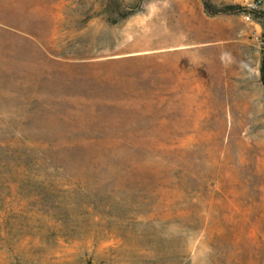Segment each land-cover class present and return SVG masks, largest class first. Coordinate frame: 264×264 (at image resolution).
Wrapping results in <instances>:
<instances>
[{"label":"rangeland","instance_id":"obj_1","mask_svg":"<svg viewBox=\"0 0 264 264\" xmlns=\"http://www.w3.org/2000/svg\"><path fill=\"white\" fill-rule=\"evenodd\" d=\"M249 2L0 0V264H264Z\"/></svg>","mask_w":264,"mask_h":264},{"label":"trees","instance_id":"obj_2","mask_svg":"<svg viewBox=\"0 0 264 264\" xmlns=\"http://www.w3.org/2000/svg\"><path fill=\"white\" fill-rule=\"evenodd\" d=\"M204 9H205V11L208 14H212V12H209L208 11V5H207V3L204 4ZM250 13L252 15V18H254L256 20L257 19H260V18H263L264 19V9H261L260 7L259 8H256V9H251L250 10ZM114 22H116V20ZM259 71H260V81H261V83L263 85V88H264V54H263V56L261 57V60H260Z\"/></svg>","mask_w":264,"mask_h":264},{"label":"built area","instance_id":"obj_3","mask_svg":"<svg viewBox=\"0 0 264 264\" xmlns=\"http://www.w3.org/2000/svg\"><path fill=\"white\" fill-rule=\"evenodd\" d=\"M261 4V0H250V2L246 5L245 10L243 11V17L245 20H251L252 15L250 13L251 9L259 8Z\"/></svg>","mask_w":264,"mask_h":264}]
</instances>
